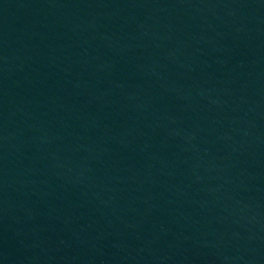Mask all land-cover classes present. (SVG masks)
Returning a JSON list of instances; mask_svg holds the SVG:
<instances>
[{
	"label": "water",
	"instance_id": "water-1",
	"mask_svg": "<svg viewBox=\"0 0 264 264\" xmlns=\"http://www.w3.org/2000/svg\"><path fill=\"white\" fill-rule=\"evenodd\" d=\"M0 264H264V0H0Z\"/></svg>",
	"mask_w": 264,
	"mask_h": 264
}]
</instances>
